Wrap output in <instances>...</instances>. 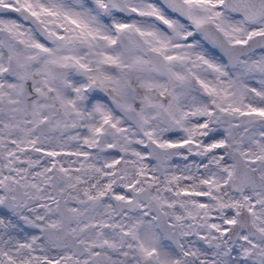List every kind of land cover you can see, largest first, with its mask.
Listing matches in <instances>:
<instances>
[{
    "label": "snow or ice",
    "instance_id": "1",
    "mask_svg": "<svg viewBox=\"0 0 264 264\" xmlns=\"http://www.w3.org/2000/svg\"><path fill=\"white\" fill-rule=\"evenodd\" d=\"M0 264H264V0H0Z\"/></svg>",
    "mask_w": 264,
    "mask_h": 264
}]
</instances>
